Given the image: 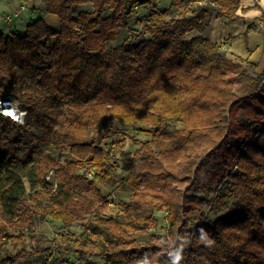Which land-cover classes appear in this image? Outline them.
Returning a JSON list of instances; mask_svg holds the SVG:
<instances>
[{"label":"trees","instance_id":"obj_1","mask_svg":"<svg viewBox=\"0 0 264 264\" xmlns=\"http://www.w3.org/2000/svg\"><path fill=\"white\" fill-rule=\"evenodd\" d=\"M41 1L59 32L39 18L24 36L0 33V95L11 93L16 114H26L22 124L0 117V264H68L54 253L82 264H172L177 253L178 264H264V71L186 38L214 16L236 20L239 1L171 0L165 9L157 0ZM139 8L148 10L135 18L140 33L109 52ZM237 78L254 90L238 96ZM109 123L150 137L127 161L132 196L122 214L70 233L109 209L101 188L117 182V164L92 139L102 124L100 140L108 138ZM85 165L90 175L79 172ZM157 211L167 233H151ZM48 220L63 231L45 246L37 226ZM27 236L29 248L8 253Z\"/></svg>","mask_w":264,"mask_h":264},{"label":"rangeland","instance_id":"obj_2","mask_svg":"<svg viewBox=\"0 0 264 264\" xmlns=\"http://www.w3.org/2000/svg\"><path fill=\"white\" fill-rule=\"evenodd\" d=\"M4 1L8 4L6 0ZM10 1L11 0H9V4L12 3ZM7 4L5 5L2 4V7L4 6V10L6 12H8L9 10ZM156 4L158 5V7L163 6L162 0H158ZM136 17L137 16L134 15L125 17V21L127 22L130 30L128 28L121 29L117 39L114 42H107L108 45L107 49L109 52L117 50L116 48H119L124 41L129 39V35L134 36L133 34L137 32L140 33L139 31H141L142 25L135 23ZM5 34H8L7 30L5 31ZM141 37H145V36L142 34ZM196 59L199 60L198 58ZM202 65H203L202 68L197 69V73L200 72L202 73L207 71L206 67H208L207 66L208 64L206 63ZM116 70L117 69H115V66H111V71H114V73L109 71L106 75V79L110 81L112 84L116 83L114 82ZM249 74L255 77V74H253L250 70H249ZM254 88H255V84L253 83V81L247 78H237L236 83L234 85V91L238 96H243L253 91ZM259 90H264V87L262 88L260 86ZM165 126L170 130L182 128V125L176 122H167ZM108 127H109L108 138L100 140V138L105 133V129H106V125L102 124L100 128L97 130L96 135L93 136L92 139L95 140L96 142H100V145L108 153L110 161L115 162L117 164V170H116V173L118 174L117 182L112 187L101 188L104 196L106 197V201L109 204V209L101 213H99L98 211H92L85 221L77 222L65 230L70 233L80 234L83 232L84 226L90 223L91 221L101 220L104 218H108L110 216H116L122 214L132 196V193L127 191L123 184L127 174L126 173V169L128 165L127 161L132 157L133 153L140 148V143L142 141L150 140V137L148 135L141 133L137 127L132 128L131 126L121 123H109ZM141 129H146V127H142ZM118 131H122L123 133H125V135L118 133ZM64 155L65 154H63L62 159L65 158ZM85 171L88 173V175H90L92 169L88 165H85L79 172L82 173ZM201 178L203 179V184H205V178L203 173L201 174ZM155 216L157 217L158 220V226L155 229H152L151 233H157V234L167 233L168 221L166 219V212L157 211L155 213ZM3 222L4 219L0 215V225H2ZM61 231H63L62 224L58 221L48 220L47 222L37 226V234L45 238V240L43 241L44 242L43 245L45 246L52 245L51 242L54 241V238L56 239L58 237ZM23 242L24 244L17 245L16 247L9 244L7 246L8 253L13 254L16 250L21 249L23 247L29 248V245L31 244V240L29 236H27L23 240ZM53 256L62 257L66 259L68 264H82L77 262L78 258L74 255L69 254L68 256H66L63 254L54 253ZM86 263L105 264V261L102 260L101 258L92 257Z\"/></svg>","mask_w":264,"mask_h":264},{"label":"crops","instance_id":"obj_3","mask_svg":"<svg viewBox=\"0 0 264 264\" xmlns=\"http://www.w3.org/2000/svg\"><path fill=\"white\" fill-rule=\"evenodd\" d=\"M0 0V33L4 35L17 34L24 36L26 27L39 18L44 19L46 25L56 32L60 31L61 25L58 17L47 13L41 0ZM158 1V0H157ZM156 1V2H157ZM239 8L236 12L238 18L230 20L225 17L214 16L208 28L200 33L196 30L187 33V40L200 37L206 41L220 46L226 57L246 67H254V73L264 71V0H238ZM171 0H162L167 8ZM2 4H7L8 12ZM158 6V5H157ZM80 11H93L91 5L79 7ZM148 10L137 9L134 16L147 13ZM5 28V29H4ZM8 34H5V31ZM108 46V45H107ZM78 262V261H77Z\"/></svg>","mask_w":264,"mask_h":264},{"label":"clouds","instance_id":"obj_4","mask_svg":"<svg viewBox=\"0 0 264 264\" xmlns=\"http://www.w3.org/2000/svg\"><path fill=\"white\" fill-rule=\"evenodd\" d=\"M17 110L15 108H6L4 109L2 112H0V115H5L10 117L14 122L16 123H23V119L22 117L24 115H26L25 113H20L19 115L16 114ZM180 255L179 253H177L173 259L172 264H178L179 260H180Z\"/></svg>","mask_w":264,"mask_h":264},{"label":"built area","instance_id":"obj_5","mask_svg":"<svg viewBox=\"0 0 264 264\" xmlns=\"http://www.w3.org/2000/svg\"><path fill=\"white\" fill-rule=\"evenodd\" d=\"M18 102L11 93L0 95V112L6 108L17 109ZM0 117H6L5 115H0Z\"/></svg>","mask_w":264,"mask_h":264}]
</instances>
